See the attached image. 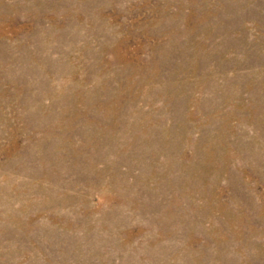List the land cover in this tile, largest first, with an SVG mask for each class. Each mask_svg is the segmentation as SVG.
<instances>
[{"label":"rangeland","instance_id":"1","mask_svg":"<svg viewBox=\"0 0 264 264\" xmlns=\"http://www.w3.org/2000/svg\"><path fill=\"white\" fill-rule=\"evenodd\" d=\"M0 264H264V0H0Z\"/></svg>","mask_w":264,"mask_h":264}]
</instances>
